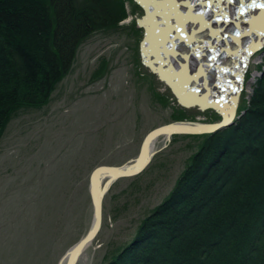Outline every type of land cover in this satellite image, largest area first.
Returning a JSON list of instances; mask_svg holds the SVG:
<instances>
[{"label":"rangeland","instance_id":"374dc122","mask_svg":"<svg viewBox=\"0 0 264 264\" xmlns=\"http://www.w3.org/2000/svg\"><path fill=\"white\" fill-rule=\"evenodd\" d=\"M42 1L17 0L16 6L38 13ZM123 2L126 15L80 43L49 100L19 107L4 128L0 264H58L91 223L88 176L95 166L130 160L146 132L157 125L219 120L211 108L180 105L169 85L142 65V28L136 21L142 8L134 0ZM263 56L264 47L250 58L233 120L264 68ZM199 139L185 134L155 139L146 167L116 179L106 191L101 228L75 264H100L131 237L141 218L170 192Z\"/></svg>","mask_w":264,"mask_h":264},{"label":"trees","instance_id":"16d2710c","mask_svg":"<svg viewBox=\"0 0 264 264\" xmlns=\"http://www.w3.org/2000/svg\"><path fill=\"white\" fill-rule=\"evenodd\" d=\"M17 3L0 0V137L19 107L49 100L84 39L126 15L123 0ZM238 112L185 134L200 139L174 186L100 264H264V68Z\"/></svg>","mask_w":264,"mask_h":264},{"label":"water","instance_id":"95a60500","mask_svg":"<svg viewBox=\"0 0 264 264\" xmlns=\"http://www.w3.org/2000/svg\"><path fill=\"white\" fill-rule=\"evenodd\" d=\"M137 1L143 5L142 0ZM255 1L256 0H253L250 4L246 3L244 9H238L239 4H237L235 13L231 15L233 20H224L225 22H223V24H228V26L224 27L223 30H221L222 28L219 26L223 24L220 22L218 23L221 34L217 33L216 38L219 37L222 41H229L231 38L242 39L243 43L241 42V46L238 50V54L241 55L240 59L234 57V52H232L229 54L231 57L230 61L227 62L226 56L228 55V50H225L223 46H218L216 40L214 42L215 45H213V41L209 38L208 43H205L204 54L198 59L193 58L192 56L187 58L186 62H188V65L184 68L180 67L181 64H183V61L180 60V58H176L178 56L173 51L169 52L171 59L162 56V58H166L164 61L158 59V61L154 63V61H150L146 57L143 45L146 40L147 29L144 25V21L146 17L148 15L150 16L153 12L152 9L145 8L143 5L145 14L140 18H136L137 23L144 28L143 38L140 41L142 62L149 66L151 71L156 72L159 77L167 83L168 81L159 74L157 69V67H161L162 63L165 65L169 63V66L171 65L174 71H176V74L179 75V79L188 76L192 81L194 79L198 81V86L200 88L202 87V91H193L190 98H187L191 103L189 105L194 104L200 108L212 107L220 114V119L213 122L179 120L158 125L145 134L141 141L138 153L130 160L121 164H99L95 166L89 174L88 183V192L93 209L91 223L87 231L66 250L58 264H75L82 251L93 241L102 225L103 198L106 191L117 178L137 174L145 168L155 151L153 146H150V142L154 138L156 139L157 136L161 134L169 137L174 133L212 132L221 127L230 125L233 122L235 113L234 108L237 105L238 96L243 87L244 73L247 70L250 56L264 45V23L258 28L252 30L250 24L248 25L253 16L258 15L259 12L264 14V0H259V3L263 5L261 8L257 9H254ZM223 9L224 8H222V10ZM178 18L180 19V17ZM235 20H238V23H241L239 27L235 26ZM202 25H204V23ZM230 25H233L232 28L235 29L236 34H232V28L229 33L224 32L228 31ZM237 33H239V35H237ZM208 34L210 35V32ZM189 37L193 38L192 36ZM190 40L192 41V39ZM187 43L190 44V46L195 44L193 42ZM152 58L156 59L155 56ZM172 59H176V62H170ZM213 74L216 75V79L210 81ZM170 88L177 97L180 105L188 106L186 104V98L180 96L173 87L170 86ZM202 94H206V96L202 98ZM186 121H190L191 123H186ZM178 123L181 124L178 125Z\"/></svg>","mask_w":264,"mask_h":264},{"label":"bare ground","instance_id":"6f19581e","mask_svg":"<svg viewBox=\"0 0 264 264\" xmlns=\"http://www.w3.org/2000/svg\"><path fill=\"white\" fill-rule=\"evenodd\" d=\"M165 1L167 2V9H164L166 8V6L163 5L164 1H161L162 2L161 4L159 0H142V3L145 6V8L152 9L153 12L150 16L148 15L144 21V25L147 29L146 40L143 45L144 53L150 61H154L155 63L156 61H158V59L160 61L161 60L164 61V59L166 60V58H162V56H166L167 58H170L169 52L174 49L176 50L175 53L178 56L176 58L178 59L181 58L183 61V65H181L180 67L184 68L188 65V62H186L187 58H190L191 56L193 58H196L197 56L199 55L201 56L202 54H204L205 43H208V39H209L208 33L210 30L208 28H213L215 26V23H212L210 21V25L206 26L204 30L201 31L198 30L194 32L186 28L187 26L185 23L176 25L174 14H172L171 16L167 12L169 11V9H173V8L177 9V4H179L177 1L180 0H165ZM214 6L216 8H214L208 14V16H210V19L212 20L216 19L217 14L220 15L219 11H221L222 8L220 3L219 5L218 3L217 5L214 4ZM184 14L185 12L181 13V15ZM190 22L192 24L200 23V21H198L197 18L190 19ZM262 23H264V14H262V12H259L258 15L253 16L251 18L248 25L250 24V28L252 30L258 28L260 25H262ZM234 24L236 27H239L241 25V23H238V20H235ZM188 31L191 32V36L193 38H190L189 36L186 35ZM190 39H192V41ZM215 39L218 46H223L225 50H228L227 51L228 55L226 56L227 62L230 61L231 57L229 56V54H231L232 52H234L233 53V55H235L234 57H238L240 59L241 55L238 54V50L241 46L242 39L231 38L229 41L226 40L222 41L219 37L217 38L215 37ZM184 41L193 42L195 44L191 45L190 47L189 46L185 47L182 46V43ZM153 56H155L156 59H153L152 58ZM172 61L176 62V59H172L170 62ZM157 69L159 74L162 75L168 81L170 86L173 87L176 90V92L180 94V96L186 98V100L187 98H190L194 90H198L200 92L202 91V87L200 88L198 86V81H196L195 79L192 81L188 76L179 79V75L176 74V71H174L171 65L169 66V63L167 65L162 63L161 67H157ZM205 96L206 94H202V98H204ZM186 104L190 106L189 104L191 103L187 100ZM235 109L236 107L234 108V110ZM186 123H191V122L186 121ZM180 124L181 123H178V125ZM154 142H155V138L150 142V146L152 145L153 148L155 147Z\"/></svg>","mask_w":264,"mask_h":264},{"label":"snow or ice","instance_id":"6c2138e0","mask_svg":"<svg viewBox=\"0 0 264 264\" xmlns=\"http://www.w3.org/2000/svg\"><path fill=\"white\" fill-rule=\"evenodd\" d=\"M237 35H239V33H237Z\"/></svg>","mask_w":264,"mask_h":264}]
</instances>
